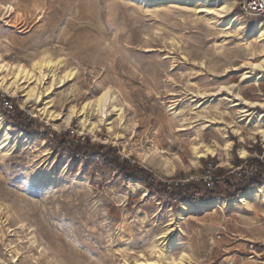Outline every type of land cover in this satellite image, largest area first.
Returning <instances> with one entry per match:
<instances>
[{
	"label": "rangeland",
	"instance_id": "374dc122",
	"mask_svg": "<svg viewBox=\"0 0 264 264\" xmlns=\"http://www.w3.org/2000/svg\"><path fill=\"white\" fill-rule=\"evenodd\" d=\"M148 5L139 0H0V59L6 64L1 75L10 82L16 66L33 71L44 55L53 59L38 85L37 101H27L25 95L36 76L20 79L15 93L0 87V94L14 99L32 118L26 123L34 125L32 133L25 131L19 118L0 111L11 136L9 155L0 153V264H166L165 259L183 254L185 264H264V198L247 206L228 201L196 207L180 217L182 201L149 191L96 153L86 160L58 143L69 130V140L88 138L116 147L121 159L167 182L180 177L201 181L191 178L223 167L238 185L250 171L237 166V158L244 165L252 157L264 161V152L256 151L257 146L264 150L259 128L242 120L239 107L221 103L223 94L212 95L237 83L243 97L264 102V81L241 82L244 66L264 59V41L252 32L262 22L246 17L250 26L239 32L225 21L209 22L195 3ZM233 12L243 17L237 7ZM70 70L75 75L60 82ZM105 90L122 108L121 120L111 108L96 136L82 131L78 115L69 124L65 121L71 108L79 110ZM196 93L210 99V108H189ZM3 106L13 112V105L6 107L3 101ZM39 108L53 116L41 115ZM251 110L264 113L260 107ZM202 115L221 123L207 128L199 140L195 135ZM218 126H227L232 140L228 152ZM202 142L217 143L221 152L196 163L191 148ZM240 148L247 150L246 156ZM210 159L213 164L205 166ZM210 200L225 199L195 203ZM169 229L181 245L157 243ZM30 233L37 239L34 246Z\"/></svg>",
	"mask_w": 264,
	"mask_h": 264
},
{
	"label": "bare ground",
	"instance_id": "6f19581e",
	"mask_svg": "<svg viewBox=\"0 0 264 264\" xmlns=\"http://www.w3.org/2000/svg\"><path fill=\"white\" fill-rule=\"evenodd\" d=\"M139 1L145 5L150 3V5H148L149 7L151 5L158 4L159 2H169V3H176V4L182 3L184 5H190L191 3L192 4L195 3L196 5H195L194 9L198 13H205L206 16H208L209 22L219 24V23L225 21L226 24H228V28H232L234 25H236L238 27V31L244 30L245 28L250 26V22L246 17L237 16L236 14H234L233 10H234L235 0H139ZM224 18L226 20H223ZM252 32L254 35H256V37L259 38V40L264 41V24L255 23L253 28H252ZM62 62H63V60H59L58 63H62ZM52 65H53V59H51L49 56L44 55L43 57H41L40 59H38L34 62L33 71H31V69H28L25 66H16L14 68V71H13L14 79L12 81L8 82L5 79V76L1 75L3 70L6 68V64H4L2 62V60L0 59V87L6 93H15L17 91V89L19 88V82L18 81L20 79H22V78L23 79H31L34 76H36L37 82H36L35 86L30 87L25 95L27 96V99H28L27 101H37L41 97V93H40V91H38V85H39V83H41L44 80L45 69H47V68L51 69ZM244 67L246 69H244L242 74H241V82L242 83L251 82L254 84H259V83L264 81V59L260 62H257V63L248 62V66H244ZM74 75H75L74 71H71V70L67 71L63 77H60L59 81L61 82L63 79L64 80L69 79V78L71 79V77ZM64 80H63V82H64ZM23 83H24V80H23ZM237 86H238L237 83L234 84L233 86L232 85L222 86L217 92L212 93V95H222L223 94L222 98L220 99V102L226 104L229 108L239 107L240 110L238 113L242 117V120H244L248 125L251 124L253 127L259 128L257 133H261L262 135H264V113H263V111L262 110H259V111L251 110L252 108H256V107H260V108L264 109V102L250 101V100L246 99L235 88ZM192 97H193L192 100H190V102H191L190 107H189L190 109L206 108V107L210 108L211 105L208 102L210 99L203 100V98H205V96H203L202 94L196 93L195 95H192ZM115 102H116V97H113L110 94V90H105L104 92H102L100 95H98L94 99H90V100L85 101L79 110L75 109V108H71V110H69V112L67 113V116L65 117V121L69 124L72 121L73 117L78 115L81 118L80 122H82V127H83L82 131H88V132H90L96 136L97 130H99L101 128V126L104 123H106L107 120H109V111L111 108H114L118 112L120 120L122 119V108H120V107L117 108ZM173 109H174V107L170 108V110H173ZM172 112H173V115H177L176 111H172ZM38 113H40L43 116H44V114L46 116H53L51 111H48L45 108L44 109L39 108ZM34 115H35V113H34ZM221 115H225V113H222ZM198 117H200V116H198ZM193 120L194 119H192V121ZM198 120H202L201 123L203 124L202 126L200 125V127L198 129H196V135L194 134L195 137L199 140L203 139L204 131L207 128H209L213 125H216L218 123H221L220 121L216 120V117L210 118L208 116H203V115ZM186 122H187V118L184 119L183 124H186ZM194 122H195V120H194ZM108 125H109V127H108L109 130H111L112 126L110 125V123H108ZM8 129H9L8 123H6L5 119L0 114V135H1V137H0V153H1V156L3 158H5L10 153V149L8 147V144H9V140L11 139V136L8 132ZM181 130H185V128L184 129L181 128ZM216 130H217L218 134L221 136L220 139L225 142V148L224 149L228 152L230 150L231 145H232V140L229 137V134L227 131V126H222V127L218 126L216 128ZM234 132H236L237 134H241L238 130H234ZM22 137L23 136H22L21 132H19L16 139L20 140ZM195 137H193V138H195ZM27 143H28V141L26 140V141H24L23 144L27 145ZM220 148H221L220 145H218L217 143L209 145V144H205L202 142L198 145H196V144L193 145L191 148V150H192L191 152L193 154L195 162L198 163L200 161V159L203 157H207L210 155L211 156L219 155L221 152ZM240 153H241V156H246L248 152L245 148H240ZM42 177L43 176H41L40 178H42ZM44 185L48 186V184H46V183H44ZM255 198H257V199L258 198H264V185H260V186H257L255 188H252L249 191L243 193L241 196H239L235 199H232V200H227V199H225V200H210V201H201V202H196V203L195 202L194 203L189 202V201L188 202L182 201L180 203V207H179V210L177 212V215L180 217H183L185 213H187L190 210H194L196 207L199 209L212 208V207L219 206V204H225L228 201L242 203L243 205L247 206L250 203V201L255 199ZM172 223H174V222L172 221ZM23 228H25L24 224H23ZM172 230L169 229L166 232L164 231V233H162L160 236H158V238L156 239L157 243L161 246H166V248H172L173 246H176L177 243L180 244L179 241L177 242V240L175 238H173V236H172L173 234L171 235ZM29 240H30V242H31L30 244H32V246H34L37 243V239L33 234H31ZM156 247L158 248V246H156ZM158 253H159L158 255H160L159 251H158ZM161 257H159V258L157 257L158 260ZM186 257L187 256L185 254H183L180 257V259H176V258H172L170 260L165 259V263L166 264H185ZM160 263H162V262H160Z\"/></svg>",
	"mask_w": 264,
	"mask_h": 264
},
{
	"label": "trees",
	"instance_id": "16d2710c",
	"mask_svg": "<svg viewBox=\"0 0 264 264\" xmlns=\"http://www.w3.org/2000/svg\"><path fill=\"white\" fill-rule=\"evenodd\" d=\"M4 100L12 102V113L4 108ZM0 111L4 112L10 119H21L23 123H20L19 119L17 123H19L25 131L30 133L34 131V125L26 123L27 120L30 121L32 118H30L26 112L19 109L18 103L15 102L14 99L0 94ZM69 139L70 131L68 130L64 133V137L58 140V143L62 147L69 148L75 157L81 156L88 160L93 153H96L95 155L102 156L110 164L114 163L117 165V168L120 169L125 177L143 182L149 191H153L160 196L168 197L170 200L174 201V203L179 201L195 202L203 199H232L239 196L249 187L264 183V161L260 159V157L248 159L246 165L243 164L245 161L241 158L236 159L237 166H245L250 171L248 175H244L243 178L240 179L238 185L232 184L229 181L228 176L230 175V171L223 167H217L211 171L213 175L211 184L203 180L176 183V181H157L155 174L150 170L140 167L137 163H132L127 158L121 159L116 147L93 144L90 143L88 138H85L83 142L80 140L71 141ZM256 149H258L256 151L259 155L263 154L264 150L260 146H257ZM213 162L214 159H210L206 162L205 166L213 164Z\"/></svg>",
	"mask_w": 264,
	"mask_h": 264
},
{
	"label": "built area",
	"instance_id": "2783aa9c",
	"mask_svg": "<svg viewBox=\"0 0 264 264\" xmlns=\"http://www.w3.org/2000/svg\"><path fill=\"white\" fill-rule=\"evenodd\" d=\"M237 7L240 13L245 17H255L259 19L262 24H264V0H235L234 9ZM4 105L11 108V102L4 100ZM191 180H203L209 184L212 183L213 177L211 171H208L207 174H204L200 177L191 178ZM190 181V179H178L176 183H184Z\"/></svg>",
	"mask_w": 264,
	"mask_h": 264
}]
</instances>
